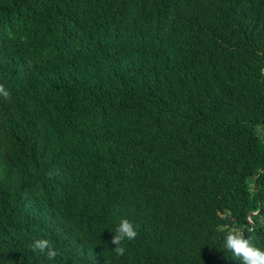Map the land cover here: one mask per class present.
I'll list each match as a JSON object with an SVG mask.
<instances>
[{
  "label": "trees",
  "instance_id": "1",
  "mask_svg": "<svg viewBox=\"0 0 264 264\" xmlns=\"http://www.w3.org/2000/svg\"><path fill=\"white\" fill-rule=\"evenodd\" d=\"M0 85V264L264 249V0H0Z\"/></svg>",
  "mask_w": 264,
  "mask_h": 264
},
{
  "label": "clouds",
  "instance_id": "2",
  "mask_svg": "<svg viewBox=\"0 0 264 264\" xmlns=\"http://www.w3.org/2000/svg\"><path fill=\"white\" fill-rule=\"evenodd\" d=\"M0 94L5 97L9 96L2 85H0ZM222 234L225 250L231 252L232 256L240 261V264H264V249L257 247L253 243L252 237L247 235L244 230L226 229ZM136 236L137 231L134 224L127 218H121L111 240V243L115 245L113 251L118 255H123L125 248L122 246V242L134 240ZM32 248L34 251L46 252L49 260H54L58 255V252L47 239H36Z\"/></svg>",
  "mask_w": 264,
  "mask_h": 264
},
{
  "label": "water",
  "instance_id": "3",
  "mask_svg": "<svg viewBox=\"0 0 264 264\" xmlns=\"http://www.w3.org/2000/svg\"><path fill=\"white\" fill-rule=\"evenodd\" d=\"M262 173V172H261ZM262 209V208H261ZM261 211L257 212V213H253L252 215H250V217L256 216L260 213Z\"/></svg>",
  "mask_w": 264,
  "mask_h": 264
}]
</instances>
